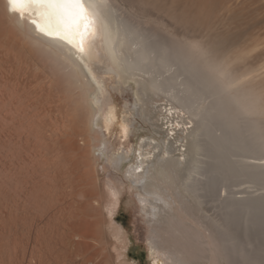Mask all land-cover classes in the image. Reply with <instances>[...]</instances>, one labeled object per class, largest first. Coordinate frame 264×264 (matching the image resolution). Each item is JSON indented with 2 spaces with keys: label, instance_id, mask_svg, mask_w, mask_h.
I'll list each match as a JSON object with an SVG mask.
<instances>
[{
  "label": "bare ground",
  "instance_id": "6f19581e",
  "mask_svg": "<svg viewBox=\"0 0 264 264\" xmlns=\"http://www.w3.org/2000/svg\"><path fill=\"white\" fill-rule=\"evenodd\" d=\"M127 1L134 11L168 18L170 33L149 22L144 28L148 24L138 22L121 0H84L91 25L81 52L79 37L74 46L45 35L40 28L48 24L34 10L21 17L0 0V264H138L128 257L130 238L119 218L127 189L148 228L149 264L262 263L264 240L258 239L264 231L257 238L252 229L250 236L252 226L240 224L228 207L221 215L202 207L175 177L185 166L183 148L196 150L193 135L203 125L210 132L215 121L231 125L213 139L264 150L260 94L230 86L205 47L198 53L176 33V24H204L221 8L235 10L247 0ZM182 67L188 75L180 73ZM126 92L132 99L121 103L118 95ZM162 98L173 109H156ZM196 100L210 109H177L174 103ZM239 110L256 117L242 121ZM165 115L185 126L167 145L154 128ZM142 122L148 132L132 135ZM113 130L117 145L122 130L128 139L137 136L136 143L127 141L132 151L130 146L116 153ZM247 134L254 143L245 142ZM109 149L114 153L106 162ZM231 150L214 152L234 175L264 182V157H254L264 152L245 157ZM233 194L222 202L258 203V196ZM258 224L257 233L255 226H263Z\"/></svg>",
  "mask_w": 264,
  "mask_h": 264
},
{
  "label": "rangeland",
  "instance_id": "374dc122",
  "mask_svg": "<svg viewBox=\"0 0 264 264\" xmlns=\"http://www.w3.org/2000/svg\"><path fill=\"white\" fill-rule=\"evenodd\" d=\"M120 3L125 9L127 8V11L129 7L130 10L128 12H130L137 20L140 19L138 22H140L141 24H144V22L148 24L147 22H149V24L151 25L152 23L155 28L161 27L162 30L165 31V33H170L169 30L171 31V27H169V25L166 23L167 21H164L168 18L162 20L163 16H159L160 14L156 15L155 17L154 14H157V12L152 10H150L151 14L148 12L149 10L146 9L134 11L136 8L131 7L129 1L127 0H121ZM244 6H246L245 10L243 9ZM237 7H235V10L233 6H230L229 9L228 5L221 8L218 13H215L211 17H209V19L204 24L192 23L188 24L187 26L182 24H176L179 25L176 33L179 34V39L181 37V40H184L186 42L189 41L190 44L194 47L195 51H197L198 53H200L201 49L205 47L212 60L215 61V63L220 62L219 68L222 69L224 73L222 74L223 80L230 81V86H234L236 88H239V86H245L250 92H254L255 94L259 93L260 97L262 98H259V100L264 102V0H247ZM141 11H143L142 13H145V17L143 16V14H141ZM138 12H140L139 14L141 15L137 14ZM150 15H152V17ZM164 23H166V26L164 25ZM149 24L148 26L144 24V28H148ZM163 25L165 27H163ZM180 73H183L182 75H188V73H184L183 67L180 70ZM209 89L211 90V88ZM221 89H225L224 91L221 90L223 92L221 93V97L225 98L227 96L226 90L228 89L226 87H223ZM208 93H206L207 96L211 95L210 93ZM118 97L121 99V103H129V101L132 99L130 93L128 94L127 92L122 94V96L118 95ZM205 100H207V102H211L210 97H207ZM157 101L154 104L155 106L158 105L156 109H173L172 105L169 104L170 102H168L167 98H162L161 101ZM174 103L175 105H177V109H181V107L182 109H210L211 107V104H207V106L202 108L203 105L197 102V100L195 103L193 102V104H183V106L179 105V102L177 101H175ZM262 109H264V107H262ZM238 112H236V114H238L237 117L240 118L242 121H249L254 116L256 117V115L250 113L243 114L242 110H239ZM170 117L172 116L165 115V118H160L156 121L157 125H155L154 127L160 130V139L164 141L165 145L168 144L169 140H173L176 138L175 135L179 129H185V126L183 127L182 125H175L169 123ZM137 118L139 119V117ZM222 120L221 122L223 124H220V121H215L220 126L218 128L217 124L215 123V125H213L214 128H212L211 126L210 132H208L209 130L206 129V125H203L198 131H196L191 140H194V144L198 147L195 150V148L191 147L189 144L183 148L182 151L185 153L183 163L185 166L179 167V171L176 172L175 177L177 176L176 178L178 182L180 180L179 183L181 185L182 190H185L186 194H188L191 199L198 202V204H200L202 207H206L207 209L211 210L212 213L217 211V213L220 215L222 213L227 212L226 209H223L224 206L228 207L227 209H229L232 213L234 212L233 214L236 213V216L239 215V217H235V219L237 221L239 220L240 224L248 223V225L252 226H250L251 230H256V234L253 236L258 238L259 236H261V234L264 233H262V231H264V182L253 180L244 175H234L232 167H230L231 165H229V163L225 161L224 156H222V159L220 157L223 154L222 152H226L231 149L232 153H235L238 156L242 155L245 157H249L250 153L248 152H264V150L256 146H249L246 144L244 146L242 144H239V141H236V139L234 141H228L226 137L225 138L227 141L225 139H213V133L219 135L222 127L224 128L226 127V125H231L225 124V119L223 120L224 122ZM142 123V126L138 127L134 132L132 131L131 134H146V132H148V129L146 127V124L144 122ZM243 124H246V122H243ZM217 129H219L220 131H217ZM112 132V135L109 136L111 137L110 143L111 141L113 143H116L117 140L113 141L114 139H117L116 131L113 130ZM119 133L122 138H120V144L118 143L117 145L114 143V146L117 145V147L115 146L116 153L119 152L121 148L122 150H124L123 148L127 149L130 146V149L127 150L132 151V144L137 142V136H132V134L130 139H128L130 134L126 138L127 131L125 132L124 130H122ZM247 136L244 137L245 142L254 143L250 140L251 137ZM199 139L202 140L200 141ZM127 141L129 142V144L132 142V144L128 145ZM164 147L163 149H165ZM209 148L210 151H208ZM214 149L220 150L221 155H219L217 152L215 153ZM207 152H209L208 155ZM213 152L215 155H213ZM113 153L114 150L112 152L109 149L105 157L106 162L110 161L109 158H111ZM228 156L230 157V154ZM254 157L256 159H260V157H264V155H261L259 153L255 154ZM200 160L202 161L200 162ZM223 162H225L226 164H222ZM129 163L130 162H125L123 166H127ZM202 163H204V165ZM224 168L228 170L227 173L229 172V176L228 174L225 175V170H223ZM217 169H219V171ZM223 175L224 177L229 178L226 179L222 177ZM195 180H197L198 182L196 181V183H194ZM219 191L220 195L222 194L221 197L218 196ZM124 192L126 194V201H124V207L121 209V214L119 215V218L130 238V248L128 250V257L130 260H133L138 264H149L150 257L147 239L148 228L144 222L143 215H141L142 213L140 211L138 203L135 202L133 193L129 192L128 189ZM233 193L236 194L235 196L240 197L258 196L256 198L258 203L252 202V204L250 206L248 205L247 207L244 205L235 206V204L227 203L228 200L222 202V197H226V195L229 196ZM230 205L235 207L234 209L237 210L235 211ZM259 219L263 221L261 223V225L263 226L261 228L255 226V228H258L257 233V229H254L253 226L254 224H260ZM241 227L243 228L242 225ZM245 227H247V225H245ZM251 230H249V234H251L250 236L255 233L253 230ZM261 238L259 237L258 240H264L263 238ZM260 255V258L262 260V263L260 264H264V253Z\"/></svg>",
  "mask_w": 264,
  "mask_h": 264
},
{
  "label": "snow or ice",
  "instance_id": "6c2138e0",
  "mask_svg": "<svg viewBox=\"0 0 264 264\" xmlns=\"http://www.w3.org/2000/svg\"><path fill=\"white\" fill-rule=\"evenodd\" d=\"M8 5L10 11L21 17L26 11L34 10L48 24L46 28L37 24L45 35L65 39L74 46L75 37H79V50L83 52L84 37L91 25L84 0H8Z\"/></svg>",
  "mask_w": 264,
  "mask_h": 264
}]
</instances>
